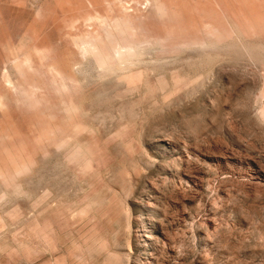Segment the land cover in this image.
Listing matches in <instances>:
<instances>
[{"label":"rangeland","instance_id":"rangeland-1","mask_svg":"<svg viewBox=\"0 0 264 264\" xmlns=\"http://www.w3.org/2000/svg\"><path fill=\"white\" fill-rule=\"evenodd\" d=\"M0 264H264V0H0Z\"/></svg>","mask_w":264,"mask_h":264},{"label":"bare ground","instance_id":"bare-ground-1","mask_svg":"<svg viewBox=\"0 0 264 264\" xmlns=\"http://www.w3.org/2000/svg\"><path fill=\"white\" fill-rule=\"evenodd\" d=\"M119 38V37H118ZM117 39V38H116ZM118 41V40H117ZM103 43V42H102ZM117 44V42H116ZM135 46V45H134ZM113 48V47H112ZM92 51L93 53L98 54L99 56H103L104 51L103 50H97L95 48V43L92 41H88L85 45H84V49L83 52H90ZM112 54L108 53V55H110L111 57L114 56L117 59H121L124 57H131L135 55V50L132 46L128 45V46H119V47H115L112 50ZM91 52V53H92ZM96 55V56H98ZM100 58V57H99ZM61 74V73H60Z\"/></svg>","mask_w":264,"mask_h":264}]
</instances>
